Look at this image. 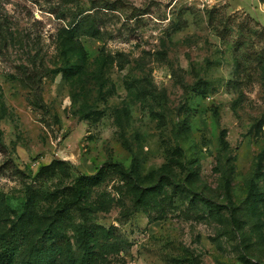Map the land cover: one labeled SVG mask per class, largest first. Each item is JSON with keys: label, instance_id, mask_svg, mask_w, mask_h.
<instances>
[{"label": "rangeland", "instance_id": "1", "mask_svg": "<svg viewBox=\"0 0 264 264\" xmlns=\"http://www.w3.org/2000/svg\"><path fill=\"white\" fill-rule=\"evenodd\" d=\"M20 218L11 264H264V0H0Z\"/></svg>", "mask_w": 264, "mask_h": 264}, {"label": "trees", "instance_id": "2", "mask_svg": "<svg viewBox=\"0 0 264 264\" xmlns=\"http://www.w3.org/2000/svg\"><path fill=\"white\" fill-rule=\"evenodd\" d=\"M103 170L101 169L96 175L86 177L89 182H96L100 180L103 175ZM81 183L82 181L79 180ZM28 220L20 218L18 223L14 225L9 231V236H3L0 240V247L3 254L2 264H11L16 256L17 251L27 241L29 236L28 231ZM71 247L70 242L65 237H59L54 242H52L48 247H42L36 250L32 256V261L24 264H47V257L49 254H60L64 249H69Z\"/></svg>", "mask_w": 264, "mask_h": 264}]
</instances>
